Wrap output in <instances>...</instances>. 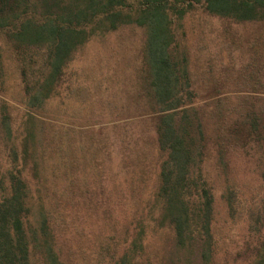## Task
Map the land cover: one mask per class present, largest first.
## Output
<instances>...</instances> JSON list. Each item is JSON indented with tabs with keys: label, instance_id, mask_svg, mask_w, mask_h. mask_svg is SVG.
I'll return each instance as SVG.
<instances>
[{
	"label": "trees",
	"instance_id": "trees-1",
	"mask_svg": "<svg viewBox=\"0 0 264 264\" xmlns=\"http://www.w3.org/2000/svg\"><path fill=\"white\" fill-rule=\"evenodd\" d=\"M199 5L236 23L264 22V0H0V39L19 67L25 108L14 117L0 104L7 160L0 169V264H67V239L75 240L68 225L90 211L91 221L111 227L94 247L97 264L104 257L105 264H212L217 187L232 218L246 202L230 177L232 159L251 147L264 156V95L238 96V88L212 103L200 96L189 47L177 36L182 18ZM130 26L145 33L131 99L141 112L119 115L117 130L96 129L103 121L94 110L49 114L47 102L59 90L79 101L67 78L77 51ZM152 165L154 190L146 193ZM247 209L260 235L246 244L247 264H264V184ZM118 236L122 249L109 240Z\"/></svg>",
	"mask_w": 264,
	"mask_h": 264
},
{
	"label": "rangeland",
	"instance_id": "rangeland-1",
	"mask_svg": "<svg viewBox=\"0 0 264 264\" xmlns=\"http://www.w3.org/2000/svg\"><path fill=\"white\" fill-rule=\"evenodd\" d=\"M177 27L178 38L189 47L191 79L201 97L212 103V99L219 93L234 91L238 88L241 89L238 96L264 95V22L236 23L219 16L209 15L199 5L190 9ZM144 35L140 27L130 26L106 35L92 37L77 51L67 71L68 80L75 85L73 94L74 99H79L78 103L73 104L70 101L71 97H66L67 92L64 93L63 89L59 90L56 94L64 93L63 96L54 95L55 97L47 102L46 109L49 114L60 117L69 111L85 113L94 110L97 112L96 118L103 121L96 122L98 123L95 124L96 129L101 128L102 125H109L108 129L117 130L120 126L113 127V124L124 120H120L119 115L133 116L141 112L131 105V99L135 97L134 86L142 67ZM6 50L7 45L1 38L0 51L4 55L0 60V104L7 106L16 117L15 115H21L25 111L23 84L15 57L9 50L5 53ZM219 81L228 84L220 90L221 92L208 88L209 84ZM103 108L105 111L102 110ZM107 113L112 114L109 120H114L111 123L106 122L108 121ZM131 119L132 117L129 120ZM135 126L140 127L137 125L132 127L135 128ZM145 135L148 136V134ZM135 139L138 143L142 141L137 137ZM115 158L117 159V155ZM232 160L234 162L230 177L235 178L237 185L241 186L240 192L246 202L244 207L241 206V211L232 215L231 218L220 197V184L217 187L214 213L215 250L212 264H247L249 253L246 251V244L260 238L259 233L252 231L247 203L252 205L261 197L264 184V156L261 151L251 147ZM6 161L5 152L0 144L1 173L7 166ZM208 168L211 167L208 166ZM151 169L152 182L145 190L146 193L154 190L152 188L157 165H152ZM136 173L140 174L139 171ZM210 174L215 176L216 173ZM117 186L115 185L114 189L121 187ZM124 188L125 185L120 188L121 191ZM135 189L140 190L138 183ZM2 194L0 191V197ZM93 207L95 208L94 205ZM99 211L100 214H104V211ZM118 212L120 225H123L124 217L121 216L120 211ZM93 213L95 212L90 211L88 216L85 214L77 217L71 225H68L69 233L75 235V240L67 239V253L63 257L67 264H97L93 255L96 252L94 247L101 240L99 235L110 232L111 227L105 229L103 221L100 225L91 221L94 216L92 215L91 218L90 215ZM75 231L82 233L76 234ZM118 237L119 239L109 240L119 244L118 249H122L123 239ZM106 259L104 257L99 264H105ZM37 264L42 263L38 261Z\"/></svg>",
	"mask_w": 264,
	"mask_h": 264
}]
</instances>
